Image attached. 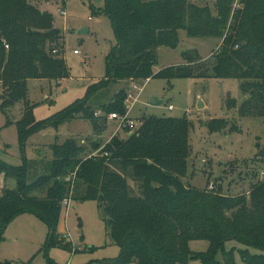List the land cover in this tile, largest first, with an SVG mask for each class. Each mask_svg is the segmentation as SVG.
Instances as JSON below:
<instances>
[{
  "label": "trees",
  "instance_id": "1",
  "mask_svg": "<svg viewBox=\"0 0 264 264\" xmlns=\"http://www.w3.org/2000/svg\"><path fill=\"white\" fill-rule=\"evenodd\" d=\"M57 1L65 6L69 0H0V108L25 106L16 123L23 147L32 135L58 130L79 117L102 136L111 114L127 115L128 90L113 92L111 87L121 82L136 86L157 76L168 81L239 80L247 97L239 115L264 118V0H240L232 19L235 0H215L216 16L195 0H103V7L90 6L93 14L109 18L116 40L106 57L105 77L90 84L83 99L37 121L28 82L70 77L59 56L64 52L60 32L51 33L54 17L40 8ZM180 31L224 41L211 62L187 51L184 64L155 74L158 50L176 49ZM100 109L101 114L96 111ZM227 123L220 120L210 127L219 133ZM192 129L186 117L149 116L142 118L139 129L126 128L124 137L114 135L102 148L100 142L94 144V150L101 148L99 155H87L86 147L71 138L52 145L49 161L14 168L0 160V176L15 181V187L0 189V247L10 222L23 214L48 226V246L72 247L66 236L57 234L63 204L95 201L112 220L111 236L120 249L116 259L101 264H189L193 259L219 264V250L226 264H235V249L225 250L229 241L261 251L241 250L244 264H264V181L253 183L249 196L238 197L185 186ZM38 170L40 175L33 176ZM193 240L209 241V251L193 252Z\"/></svg>",
  "mask_w": 264,
  "mask_h": 264
},
{
  "label": "rangeland",
  "instance_id": "2",
  "mask_svg": "<svg viewBox=\"0 0 264 264\" xmlns=\"http://www.w3.org/2000/svg\"><path fill=\"white\" fill-rule=\"evenodd\" d=\"M239 1L235 0L231 19L234 11L241 7ZM194 3L199 7L208 6L216 16L215 0H195ZM91 4L100 8L103 7V0H69L65 6L59 1L40 4L42 11L54 17V29L60 32V44L64 46V52L59 56L64 58L70 69V77L58 82H28V100L37 121L48 119L83 99L88 86L105 77L106 57L116 40L109 18L104 14H93ZM61 11L66 15H62ZM83 29H87L88 33L79 34ZM179 39L176 49L161 47L158 50L155 74L184 64L183 53L187 51H196L204 60L211 62L224 41V37L192 38L186 31L179 32ZM240 87L239 80L176 78L168 81L157 76L136 86L121 82L111 87V91L128 90L127 115L136 123L137 129L142 125L143 117L188 118L193 123V129L190 132L187 173L182 182L189 188L215 194L221 191L223 195L238 197L249 196L252 184L264 181V155H260L264 151V118L239 115V108L247 98ZM153 99L161 104L152 105ZM200 99L205 103L202 109H198ZM234 101L236 105L229 107ZM169 106L174 109L169 110ZM24 109L22 103L10 109L0 108V160L14 168L22 167L24 162L52 160V145L63 144L71 138L86 147L87 155H99L120 124L119 120H110L109 116L107 130L99 136L91 122L79 117L58 130L50 128L32 135L23 147L16 123L21 120ZM96 111L102 113L101 109ZM220 120L228 123L222 132L217 133L210 126ZM125 134L126 128H123L117 135L124 137ZM99 142L101 148L94 150L93 145ZM40 173L38 170L32 175L39 176ZM129 183L137 194L136 184L131 180ZM7 185L13 188L15 181L6 182L0 176V189ZM62 210L57 234L66 236L72 247L48 246V226L32 214H23L11 221L5 230L0 247V264H101L119 256L120 249L112 239L109 218L98 202L68 201L63 204ZM225 248L226 251L235 249V264H244L241 250L261 253L236 241L227 242ZM190 249L206 253L210 242L193 240ZM216 262L226 264L222 250L217 252ZM189 264L202 262L193 259Z\"/></svg>",
  "mask_w": 264,
  "mask_h": 264
},
{
  "label": "built area",
  "instance_id": "3",
  "mask_svg": "<svg viewBox=\"0 0 264 264\" xmlns=\"http://www.w3.org/2000/svg\"><path fill=\"white\" fill-rule=\"evenodd\" d=\"M61 14L62 15H66L64 11H61ZM75 53L77 54L78 52L76 51ZM173 109H174L173 106H169V110H173ZM109 119L110 120H119L120 121V124H119V126L117 128V131H116L115 135H117L118 131L120 129H123V128H129V129H132V130L137 128L136 123L133 120L129 119L128 115H125V116L122 117V116H120L118 114H111Z\"/></svg>",
  "mask_w": 264,
  "mask_h": 264
},
{
  "label": "water",
  "instance_id": "4",
  "mask_svg": "<svg viewBox=\"0 0 264 264\" xmlns=\"http://www.w3.org/2000/svg\"><path fill=\"white\" fill-rule=\"evenodd\" d=\"M51 33L54 34V35L57 34V33H58V29H56V28L53 29V30L51 31ZM85 33H88V30H87V29H83V30H81V31L79 32V34H85ZM151 104H152V105H160L161 103L158 102L157 99H153L152 102H151ZM204 107H205V103L200 99V100H199V104H198V109H202V108H204ZM260 155L263 156V155H264V151H262V152L260 153ZM108 223L111 224V223H112V220L109 219Z\"/></svg>",
  "mask_w": 264,
  "mask_h": 264
}]
</instances>
